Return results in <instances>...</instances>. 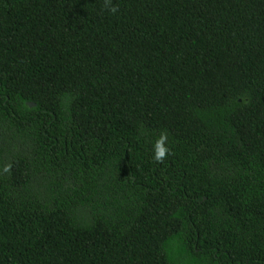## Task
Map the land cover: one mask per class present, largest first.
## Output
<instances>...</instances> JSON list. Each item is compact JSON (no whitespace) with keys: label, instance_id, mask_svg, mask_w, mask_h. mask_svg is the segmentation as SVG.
I'll return each instance as SVG.
<instances>
[{"label":"trees","instance_id":"1","mask_svg":"<svg viewBox=\"0 0 264 264\" xmlns=\"http://www.w3.org/2000/svg\"><path fill=\"white\" fill-rule=\"evenodd\" d=\"M0 264H264V0H0Z\"/></svg>","mask_w":264,"mask_h":264},{"label":"clouds","instance_id":"2","mask_svg":"<svg viewBox=\"0 0 264 264\" xmlns=\"http://www.w3.org/2000/svg\"><path fill=\"white\" fill-rule=\"evenodd\" d=\"M111 13H115L117 9L115 7H111L108 9ZM167 142V136L164 133H161L158 139L153 144L152 147V159L156 163H163L164 160L168 155H171L169 147L166 145ZM11 168V165H7L3 167L2 171L3 172H8Z\"/></svg>","mask_w":264,"mask_h":264}]
</instances>
